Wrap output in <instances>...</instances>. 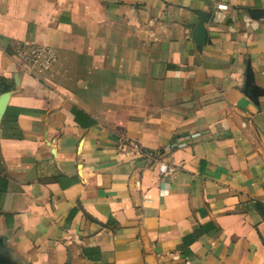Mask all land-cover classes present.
<instances>
[{
    "label": "crops",
    "instance_id": "1",
    "mask_svg": "<svg viewBox=\"0 0 264 264\" xmlns=\"http://www.w3.org/2000/svg\"><path fill=\"white\" fill-rule=\"evenodd\" d=\"M5 93L0 264H264V0H0Z\"/></svg>",
    "mask_w": 264,
    "mask_h": 264
},
{
    "label": "built area",
    "instance_id": "2",
    "mask_svg": "<svg viewBox=\"0 0 264 264\" xmlns=\"http://www.w3.org/2000/svg\"><path fill=\"white\" fill-rule=\"evenodd\" d=\"M16 59L27 72L33 75L50 70L56 61L53 50L34 46L21 48L17 52ZM116 148L118 152L127 158L143 159L149 166L154 167L161 179L171 177L176 171L175 167L161 161V156L158 152L148 150L140 143L130 140L124 135L118 136Z\"/></svg>",
    "mask_w": 264,
    "mask_h": 264
},
{
    "label": "water",
    "instance_id": "3",
    "mask_svg": "<svg viewBox=\"0 0 264 264\" xmlns=\"http://www.w3.org/2000/svg\"><path fill=\"white\" fill-rule=\"evenodd\" d=\"M9 99H10L9 93H5L0 97V120L2 119V117L5 113L7 105L9 103Z\"/></svg>",
    "mask_w": 264,
    "mask_h": 264
}]
</instances>
